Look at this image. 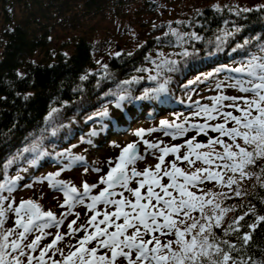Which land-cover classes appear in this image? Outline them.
I'll use <instances>...</instances> for the list:
<instances>
[{
    "label": "snow or ice",
    "instance_id": "obj_1",
    "mask_svg": "<svg viewBox=\"0 0 264 264\" xmlns=\"http://www.w3.org/2000/svg\"><path fill=\"white\" fill-rule=\"evenodd\" d=\"M172 31L179 35L175 30ZM190 35L199 39L195 33ZM249 43V40H245L237 48H244ZM259 53L250 55L239 66L228 69L240 74L233 78L229 86L245 95L219 94L210 98L211 105L196 102L198 110L193 115L203 116L204 122L190 125L196 131V136L185 140L182 145L161 147L162 142L142 139L145 130H138L136 135L141 140L121 149L114 166L100 177L99 184L104 187L98 194H91L98 184L89 185L85 181L81 189H78L70 181L57 179L63 168L49 173L44 179L49 181L50 187L63 192L65 199L61 207L68 209L59 217L51 210H42L32 200L21 201L15 207L12 202L5 206L10 195L5 196L3 192L7 190L11 194L16 187L15 182L21 177L16 176L7 183H0V264H49V261L51 264H118L120 259L126 264H248L243 257L238 259L233 256V252L239 253L241 248L218 236L216 230L222 229L223 237L239 234L241 222L250 214L255 215L256 221L247 225L250 231L239 236L243 244L247 245L252 238V231L264 222V215H257L255 206L249 205L247 211L234 217L225 227L226 217L237 206H223L224 200L245 195L241 181L250 175L246 169L249 165L257 164L259 159H264V45L260 46ZM179 55L186 57L190 53L184 50ZM162 63L169 65L168 70L173 71L178 61L164 60ZM207 75L212 76L213 73ZM200 79L196 78L197 81ZM195 82L189 81L190 84ZM220 86L217 84V88ZM166 91L165 85L161 84L158 88L146 89L136 99H147ZM125 98L122 95L119 101ZM119 101L116 104L118 108L121 107ZM100 115L107 116V110ZM160 124L162 128H175L179 135L187 132L184 124H176L174 121L162 120ZM209 130L218 135L209 136L206 143L197 140L201 134L207 136ZM141 142L145 145V154H151L154 150L161 153L156 157L158 162L154 169L149 166L143 172L134 166L129 167L144 158L139 152ZM185 147L187 150L181 155L180 150ZM68 152L65 150V153L58 155H67ZM170 154L175 158L165 164V158ZM68 158L69 167L73 161L85 160L83 156ZM198 161L204 166L195 167ZM177 162H186L189 170L179 167ZM109 163L111 165L113 162ZM93 170L100 171L98 168ZM84 171L87 172L88 168L85 167ZM260 173L264 174V167L260 168ZM165 177L167 183L164 182ZM257 179H261L260 175H257ZM205 181L227 187L229 192L204 191L198 186ZM133 182L137 185L135 188L130 186ZM261 187H264V180H261ZM117 188L121 191L118 192ZM142 189L146 190L142 192ZM125 191L130 196H125ZM86 200L89 201L86 209L92 212L87 223L74 228L76 220L71 221L68 224L69 233L62 235L57 232L50 243L40 247L41 240L49 235L44 229L59 227L66 215L71 214L76 205L85 204ZM101 204L104 206L103 211L97 207ZM110 207L114 210L108 211ZM9 212H13L16 219L13 227L6 228L4 225ZM76 215L78 217L79 213ZM101 215L103 218L98 220ZM89 227L94 228V231L89 232ZM81 230L84 236L76 245H68L66 253L57 247L65 235ZM33 231L40 234L26 243L27 234ZM169 236L172 238L163 239ZM93 243L94 246L88 247ZM37 251L39 254L34 255ZM57 254L61 259L54 258Z\"/></svg>",
    "mask_w": 264,
    "mask_h": 264
},
{
    "label": "trees",
    "instance_id": "obj_2",
    "mask_svg": "<svg viewBox=\"0 0 264 264\" xmlns=\"http://www.w3.org/2000/svg\"><path fill=\"white\" fill-rule=\"evenodd\" d=\"M104 1L0 0V183H7L39 156L42 157L38 168L47 169L53 161L50 150L55 153L61 151L71 141L70 149L84 145L89 129L98 122L100 113L122 95L131 102L141 97L146 89H155L168 81L171 92L161 100L168 108L159 112L169 116L172 111H185V101L192 90L210 89L215 83L232 82L231 76L240 74L228 69L239 66L252 54H260L259 48L264 45V4L241 12H231L226 7H204L195 14L192 28L199 39L194 38L188 44L190 55L178 54L175 70L164 69L156 80H137L139 76H146L147 62L150 64L149 50L173 48L170 36L149 38L138 57L118 53L101 67L95 59L96 47L86 30L78 27L83 20L88 21L89 17L103 11ZM114 1L118 6L126 3V0ZM145 3L149 4L150 10L155 9L153 3ZM79 14L84 15L83 20L78 19ZM236 20L240 21L238 26L234 24ZM229 22L237 35L224 40L221 30ZM61 23L77 32L75 36L73 33L70 51L67 50L69 46L60 50L50 46L52 31ZM245 40L250 43L237 48ZM222 46H226V50L219 52ZM230 50L232 53L228 55ZM219 66L226 69L216 71ZM208 73L213 75L208 76ZM197 77L201 79L197 81ZM189 81L196 82L190 84ZM146 104L148 102H141L140 106L130 110V117H143ZM68 120L71 121L69 127L66 126ZM126 120L128 117L125 116L115 120L113 129H118ZM201 137L208 139L205 135ZM180 166L185 170L189 168L187 163ZM261 167H264V159L246 169L250 170L251 176L241 183L245 195L223 201L225 206H237L226 217L225 227L234 217L247 211L249 205L255 206L257 215H264V187H261L264 174L260 173ZM257 175H260V180ZM48 191L43 189L41 193L46 195ZM15 193L16 190L11 194L7 190L3 192L5 196L10 195L5 206L15 198ZM28 199L45 209L40 199ZM61 200L59 196L58 203ZM53 212L58 213L56 210ZM255 221V215L247 216L236 235L223 237L222 229L216 232L241 248L239 253L233 252V256L243 257L248 264H264V222L252 231L247 245L239 239L244 232L250 231L247 225ZM4 226L13 227L14 220L8 218ZM29 240L30 233L26 243Z\"/></svg>",
    "mask_w": 264,
    "mask_h": 264
},
{
    "label": "rangeland",
    "instance_id": "obj_3",
    "mask_svg": "<svg viewBox=\"0 0 264 264\" xmlns=\"http://www.w3.org/2000/svg\"><path fill=\"white\" fill-rule=\"evenodd\" d=\"M145 2L153 3L155 9L150 10L149 4L147 5ZM103 4L105 9L97 13L94 17H89L90 19L88 21L83 20L84 15H78V19L83 20L81 27L78 28L85 29L87 34L89 35L91 42L96 47L95 59L101 65V67L105 66L106 62L111 56H116L118 53H126L138 57L140 55V51L145 49L146 42L149 38H152L154 36L160 37L166 34L170 36L169 38L171 41V46L173 48H157L148 51L150 64L148 61L146 68V76L144 78L139 76L137 80L147 79L151 81L156 80L158 76L162 75V71L164 69L168 70L169 65L162 63L164 60H177V55L180 52L188 49V44L192 39H194L190 34L193 33L192 26L195 23V14L198 13L202 8L208 6L217 9L226 7L229 8L231 12H241L243 11V9H251L263 5L264 0H126V3L122 6L116 5L114 0H105ZM109 6L112 7L108 9ZM230 23L231 22L225 23L221 30V37L224 40L229 38L230 36L235 37L237 35L235 27H231ZM239 23L240 21L236 20L234 24L238 26ZM172 30H175V32L179 35L174 34ZM73 33L74 32L72 31V29H70L66 23L58 24V26L52 31V39L50 42L51 48H54V50H60L69 46L67 50L70 51L71 44L73 43ZM226 33L230 35H226ZM75 35H77V32L74 33V36ZM65 45L66 47H64ZM225 47L226 46H222L219 52L226 50ZM230 53H232L231 50L229 51L228 55ZM216 55H218V53ZM157 65H160V67L157 68ZM221 69H225V66H223ZM150 77H156V79H151ZM232 77L234 78V76ZM163 84L167 89V91L164 93H160L159 95H151L147 99H135L130 103H128V101H125L126 98L122 101H119L118 99L114 104L108 107L107 116L99 115L97 117L99 122L97 125H93V127L91 128L87 141L86 143H84L85 147H82V145L78 147L76 151H70L65 156L64 160L67 161L66 167L70 168L71 170L74 169V171L72 172L74 178L71 176L70 173H66L58 179L70 182L73 181V185L74 183L79 184L85 181H87L89 185L98 184V187L93 189L91 193L98 194L100 189L104 187L103 184H99L100 177L106 175L110 167L114 166L116 158L120 155L121 149L129 143L141 140V137H138L136 135L138 130H145L142 139L155 143L162 142L161 147L165 145H182L184 144L185 140L191 138L192 136H196V131L192 129L190 125L198 122H204L203 116H200L199 119H196V121L192 120V122H190V117L198 118L193 115V113L198 110L196 102H199V104L201 105H211L212 100L210 98L219 94L230 96L245 95L244 93L239 92L236 88L230 87V84H225L224 86L221 85L220 88H217V83L213 85V87H210V89L199 88L197 91H194L191 96L187 98L188 103L186 105L185 111L175 112V115L163 117L166 113L159 112V110L167 109L168 107L166 106V104L162 103L161 100H163V98H165L171 92V89L168 85V81L166 84ZM118 101L121 104V107L119 108L116 107ZM141 102H148V104L145 105L143 111L145 116H155V118L151 120V123H144V119L140 117H132V120H136V126L135 124L131 123L132 121H130L131 124L129 123L127 127H124L123 129H120L118 131L114 130L112 134L107 133L111 128L113 119H116L122 115H127L130 110L140 106ZM225 103L229 102L225 101ZM235 114L238 115V113ZM162 120H166L169 122L174 121L176 124H184L187 128V132L184 135H179L175 128H162L160 124ZM185 121H187V123H185ZM70 123V120L66 121V126H71ZM133 126H135L136 128L135 132H132ZM150 129H155V131L149 132L148 130ZM93 132L95 133V135H93ZM166 132H168L169 134L166 135ZM174 134L175 138H173ZM208 136H211V134H208ZM71 142L68 143L66 146H69ZM139 150L141 151V154L144 155V158L138 160L135 165H130L129 167L134 166L137 168V170L141 172H143V170L149 166L154 169L155 164L158 162L156 157H158L161 153L159 151L154 150L151 154H145V145L142 142L139 144ZM186 150L187 149L185 147V150L184 148H182L180 152ZM204 150L206 151L207 149ZM51 154L54 158L56 157L53 152H51ZM69 156H83L85 157V160L79 163L73 161L72 166L69 167ZM174 158V155H168L165 158V164L169 163ZM39 161L40 157H37L33 161L32 166H30V168H27L24 170L23 173L16 175L20 176L21 179L15 182L17 192L15 194V198H13L10 202H12L13 206L15 207L16 205H18V202L21 199L33 197L40 199L41 204L45 206V210L54 209L53 211L56 210V212L58 211L61 214V212L63 213V211L67 209V207H61L65 199L63 192L58 190L62 193L63 196V201H60L58 203L57 200L59 196L54 193L55 191L49 190L46 195L41 193L43 189H48L49 182L44 184L43 186H37L36 188H33L31 190L25 187L28 183L33 181V177L38 178L40 176L44 180V178L47 177L49 173H55L60 171V169L53 170L51 169V167L42 170L37 166L39 165ZM110 161L113 162L111 165L109 163ZM203 166L204 165L199 161L195 165V167ZM85 167L88 168L87 172L84 171ZM96 168L100 169V171L97 172L93 170ZM247 172L250 174V170H247ZM229 175H231V173H229ZM250 176L251 174L248 177H245L241 181V183L246 182L250 178ZM164 182H167L166 177L164 178ZM75 186L80 189V186L76 184ZM130 186L135 188L137 185L135 184V182H133L130 184ZM198 187L202 188L204 191L211 190L212 192H229V189L227 187H221L215 182L205 181ZM117 189L118 192L121 191V189ZM124 194L125 196H130V194L126 191ZM88 202L89 201L86 200L85 204H78V206L76 205V209H73V212L70 214V218L73 219L76 213L81 212L82 209L83 214L85 212L86 214H88L89 218V214L91 211H88L86 209V204ZM79 206L83 208L79 209ZM223 206H225V203H223ZM97 207L101 211L104 210V206L102 204L98 205ZM112 210H114L113 207H110L108 209V211ZM10 213L12 212L8 213V218L11 219ZM102 218L103 217L101 215L97 219L99 220ZM68 224L69 222L67 221L65 223V227L67 226L65 228V231H57L54 226L45 228L44 232L49 233V235H45L44 238L41 240L40 244L46 245L50 243L57 232L61 233L62 235L68 233ZM80 225H82L80 224V222H76L73 227L76 228ZM101 227L104 226L101 225ZM88 230L89 232H91L94 231V228L89 227ZM38 234L40 233L37 232V235ZM84 234V231L81 230L75 234H69L70 236H72L70 238L65 235L64 239L58 242L57 246L59 248L64 249L66 253L69 250L68 245H76L77 241L81 237H83ZM170 238L172 237H165V240ZM65 239H68V241L65 242ZM49 255H51V252L49 253ZM54 258L61 259L59 254H57Z\"/></svg>",
    "mask_w": 264,
    "mask_h": 264
}]
</instances>
